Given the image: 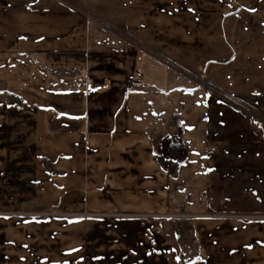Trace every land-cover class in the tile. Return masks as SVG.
Here are the masks:
<instances>
[{"label":"crops","instance_id":"1","mask_svg":"<svg viewBox=\"0 0 264 264\" xmlns=\"http://www.w3.org/2000/svg\"><path fill=\"white\" fill-rule=\"evenodd\" d=\"M164 128L191 258L139 209ZM0 264H264V0H0Z\"/></svg>","mask_w":264,"mask_h":264},{"label":"rangeland","instance_id":"2","mask_svg":"<svg viewBox=\"0 0 264 264\" xmlns=\"http://www.w3.org/2000/svg\"><path fill=\"white\" fill-rule=\"evenodd\" d=\"M230 11L231 9L225 7V13H230ZM226 27L230 31V25L226 24ZM125 34L129 40H135L130 31L125 30ZM252 119L255 121V118ZM157 134L159 138L155 140L157 148L155 155L159 159L161 171L163 170L164 174H168V179H175H171L172 183H167L166 177L161 172L160 184L154 186V189L158 188L154 194L156 199H144L145 205L139 209L152 214L157 223L163 227L169 239L173 241L177 253L184 254L186 258H191L195 256L198 247L197 240L199 239V227L202 219L222 214V210L215 206L214 201L185 199L183 197L185 194L182 192L187 185L179 182L177 173L184 157L185 146L180 142L177 128L170 133L164 128ZM151 187V185L145 186L144 191H151ZM148 194L145 193L144 196L146 197ZM223 202L222 200L218 201L220 204ZM130 203L133 202L130 201ZM127 209L137 210L138 207L130 205Z\"/></svg>","mask_w":264,"mask_h":264},{"label":"built area","instance_id":"3","mask_svg":"<svg viewBox=\"0 0 264 264\" xmlns=\"http://www.w3.org/2000/svg\"><path fill=\"white\" fill-rule=\"evenodd\" d=\"M138 78L137 74L133 73L131 75H128L126 78V84L127 88H130L131 85L134 83V81ZM253 120V119H252Z\"/></svg>","mask_w":264,"mask_h":264}]
</instances>
